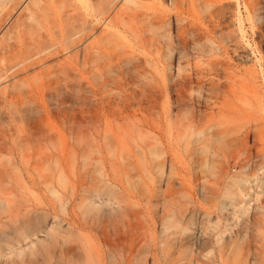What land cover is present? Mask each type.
<instances>
[{
  "label": "rangeland",
  "instance_id": "rangeland-1",
  "mask_svg": "<svg viewBox=\"0 0 264 264\" xmlns=\"http://www.w3.org/2000/svg\"><path fill=\"white\" fill-rule=\"evenodd\" d=\"M229 2L232 5L227 11V22L241 46L240 55L231 62L237 70H256L255 79L244 80L236 72L229 86L213 89L206 84L202 88L191 82L199 64L192 50L184 59L171 56L167 48L164 54L153 55L140 49L131 37L124 39L132 57L130 62L124 58L118 67L102 74L72 73V89L65 102L54 89H47L43 95L29 93L46 74L33 76L36 71L30 72L26 74L29 79L19 83L6 74L0 78V198L8 187L18 199L39 203L43 187H32L28 167L31 165V173L40 180V174H51L56 167L38 154L65 148L66 168L70 172L71 167H81L83 172H89L86 188L90 186V191L96 190L91 180L99 179L110 163L118 167V174L132 192L126 201V212L137 244L153 245L157 240L163 245L171 235L161 236L163 214L175 207L184 208V242L195 241L200 260H206L219 246H239L238 253L242 248L246 251H241V256L250 248L261 260L260 263L255 258L256 262L264 264V74L260 71V54L247 43L250 23L240 22V15H246L243 3L239 12L236 0ZM160 55L172 63L166 74L162 72ZM138 56L142 65L135 68ZM63 57L66 55L59 56ZM190 74L187 86L177 83ZM102 78L110 79L107 87L100 86ZM155 85L164 88L165 97L155 92ZM12 92L17 93L13 102L3 99V95L9 97ZM107 96L125 99L120 111L110 114L100 107ZM95 130L100 134L96 135ZM36 161L40 172L33 167ZM238 177L251 179L244 184L248 192L231 200L226 194L227 184ZM55 203L58 217L48 215L36 235L22 241L12 252L6 249L0 264L14 258L17 251L29 253L31 248L50 246L52 227L69 217L61 211L58 201ZM75 210L83 219L86 210L78 206ZM92 212L85 214L89 222L95 218ZM96 213L102 217V211ZM95 219L96 226L81 229L80 234L103 250L104 219ZM178 236L170 237L163 246L172 251L178 248ZM157 241L154 243L161 246ZM122 247L113 249L114 253L117 250L118 255ZM232 247L230 250L235 251ZM141 250L135 251L136 263L148 255ZM232 251L233 258L237 249L233 254ZM182 254H188L186 247Z\"/></svg>",
  "mask_w": 264,
  "mask_h": 264
},
{
  "label": "bare ground",
  "instance_id": "bare-ground-1",
  "mask_svg": "<svg viewBox=\"0 0 264 264\" xmlns=\"http://www.w3.org/2000/svg\"><path fill=\"white\" fill-rule=\"evenodd\" d=\"M236 2L239 12L242 3L245 8L246 15L242 18L240 15V22L250 23L251 33L247 43L260 54V71L264 74V0ZM230 5L229 0H0V78L6 74V77L19 83L26 82L29 79L26 74L30 72L36 71L33 76L46 74V78H40L29 93L43 95L47 89H54L59 92L57 96L60 100L65 102L72 89V73H80L81 76L85 72L102 74L118 67L124 58L130 62L132 57L124 39L131 37L140 49L153 55L164 54L167 48L171 56L178 55L184 59L192 50L199 64L195 69V81L193 79L191 82L201 84L202 88L206 84L213 89L229 86L237 76L236 72L244 80L246 77L255 79L256 70H237L231 62L234 56L240 55L241 46L236 40L235 30L227 22ZM60 55L66 57L60 59ZM160 57L162 72L166 74L167 67L172 63L164 61L162 55ZM141 65V57L138 56L135 68ZM184 78L186 80L177 83L183 82L187 86L192 74ZM109 82V78H102L100 86L107 87ZM153 87L158 95L166 96L162 86ZM16 96L17 93L12 92L9 97H2L13 102ZM122 100L125 99L107 96L100 107L113 114L120 111ZM73 119L77 121L76 113ZM95 133L99 135L100 131L95 130ZM75 152L73 150L78 157ZM67 154L65 148L40 152L38 156L45 157L56 167L50 171L51 174H40V180L31 173L29 165L27 171L32 187H43L44 194L39 203L18 199L12 188L5 187L3 190L6 194L0 198V256L5 254L6 249L12 252L22 241L36 235L48 215L58 217L55 201H58L61 211L69 216L52 227L49 247L31 248L29 253L17 251L14 258H9L4 264H135V253L144 245L137 244L131 230L132 223L126 212L129 203L126 201L132 192L118 174V167L110 163L99 179L91 180L96 190L90 191V186L86 188L89 185V172H83L81 167H71L69 172L66 168ZM33 167L40 172L39 161ZM248 181L250 183L251 179L238 177L228 183L226 194L229 199L236 195L245 196L248 189H244V184ZM49 194L53 195L52 198ZM97 200L100 202L97 203ZM190 204L194 206L193 201ZM77 206L84 208L85 212L94 210L95 218L103 217L101 235L105 249L100 250L80 234L81 229L96 225L93 215H90L93 221L89 222V217L86 219L88 212H83L81 219L75 210ZM96 209L102 211V217L99 216L101 212L96 213ZM173 209L163 214L165 219L161 230L165 234L161 233V236L179 235L180 241L176 238L179 241L177 250L165 248L171 235L164 239L165 242L162 241L165 246L154 239L153 245H145L141 250L149 256L146 255L136 264H162V260L163 264H254L255 258L259 257L251 253L250 248H245L247 254L243 257L240 252L246 251L242 248L239 254V246H236L239 255L232 246H219L206 260H200L195 241L193 244L184 242V208ZM95 220L97 226H101V223H97L99 219ZM156 241L161 246L154 243ZM121 246L123 249L116 255ZM183 247L188 250L186 256L182 254ZM115 248L116 253L113 251ZM164 251V254H160ZM231 251L238 256L233 254L235 260L231 257ZM258 261L256 264L261 260Z\"/></svg>",
  "mask_w": 264,
  "mask_h": 264
}]
</instances>
